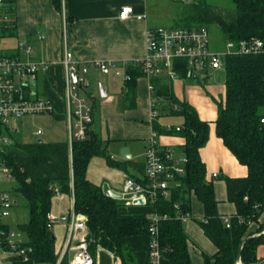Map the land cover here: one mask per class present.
I'll return each mask as SVG.
<instances>
[{
	"label": "trees",
	"instance_id": "trees-1",
	"mask_svg": "<svg viewBox=\"0 0 264 264\" xmlns=\"http://www.w3.org/2000/svg\"><path fill=\"white\" fill-rule=\"evenodd\" d=\"M13 13L15 0H7ZM233 9L227 14L216 11L204 0H195L186 7L183 17L176 26L184 28L208 27L214 25L224 41H249L256 38L262 42V51L251 55L227 56L223 60L225 91L221 102L214 100L217 117L214 121L217 137L234 155L238 163L248 170L246 177L223 179L227 200L234 204L235 215L225 226L218 215L214 185L206 180V170L198 151L207 142L209 125L199 119L197 111L186 101L174 96L171 82L165 77L152 78L155 108L163 115L180 117L181 130L168 131L156 121L151 127L157 135L176 134L185 143L181 154L186 156L185 174L171 185L168 197L158 194L153 204V214L161 219L157 224V244L160 255L172 264H191L181 215L190 218L189 194L193 193L203 204L204 220H196L206 238L216 246L212 256L202 254L204 264H259L257 249L264 246V0H229ZM54 8L61 11V0H53ZM175 71L181 79H186L187 66L184 60L174 61ZM129 80L125 83V93L119 102V110L133 109L136 103V80L143 77L142 71L127 65ZM199 81V80H197ZM206 81L199 82L204 85ZM90 99L91 95L86 93ZM94 103V102H93ZM95 105L91 102L92 118ZM89 125L87 139L55 143L36 140L23 143L14 135L13 143L2 154V161L10 169L14 178L12 191L27 205V222L16 227L28 238L33 250L30 264H55L59 254L54 249V237L47 227V215L51 210V199L56 194H66L73 198V212L85 218L87 227V253L93 260L98 247L110 251L122 264H135L134 255L126 239L130 236L149 235L152 218H119L121 200L103 195V188L86 176L92 157L105 158L109 167L127 172L131 179L145 185L143 177L131 175L128 168L143 174L139 163L115 161L110 157L107 141H102ZM202 136L203 143L198 138ZM178 205V208H175ZM251 224H257L250 231ZM60 264H67L64 256Z\"/></svg>",
	"mask_w": 264,
	"mask_h": 264
},
{
	"label": "crops",
	"instance_id": "crops-1",
	"mask_svg": "<svg viewBox=\"0 0 264 264\" xmlns=\"http://www.w3.org/2000/svg\"><path fill=\"white\" fill-rule=\"evenodd\" d=\"M152 0H61V11L54 8L53 0H15L11 19L13 27L9 30L12 37V46L19 39L29 40L33 46V55L47 63V68L42 71L36 80V90L40 97L47 98L53 103L52 116L57 122H61L66 131L64 94V69L61 63L63 58V18L68 27L67 39L70 51L87 72L85 77L89 87L86 93L91 95V102L95 105V118L91 128L107 141V149L111 158L115 161L139 163L144 167L145 152L156 133L151 123L156 121L159 126L178 127L182 124L180 117L163 115L152 120V97L148 88V79L139 77L136 82V103L133 109L119 110V102L125 93V81L122 76H115L113 71L104 74L95 68L96 63H113L115 65H131L142 60L145 55V32L148 27L156 28L158 22L152 19ZM132 7L136 15H144V20H137L134 16L128 19H120L119 13L122 7ZM39 39V37H41ZM7 42V41H6ZM220 71L209 72L202 86L194 79H177L171 83V89L180 101H186L194 107L201 121L208 123L209 132L207 142L198 151L206 170V180L214 185L215 200H217V212L223 219L235 215V206L227 200L225 177H246L248 170L238 163L234 155L223 145L215 132L214 121L217 117L216 104L224 97L225 86L211 85L208 82L214 80L215 74ZM209 80V81H208ZM208 81V82H207ZM100 89L104 96L101 97ZM94 102V103H93ZM45 133V130H43ZM157 134V133H156ZM61 141V140H60ZM67 141V139H66ZM160 148L173 149L178 156L184 139L176 134H163L155 137ZM55 143V142H50ZM127 147L131 159H123L120 151ZM131 175L144 177L135 169L128 168ZM86 176L88 181L101 186L107 184L108 188L120 193L126 178L131 176L122 170L111 168L105 158L92 157L89 161ZM217 174V177H213ZM190 218L183 222V229L187 234L188 253L191 264H204L202 254L212 256L217 248L204 235L203 230L196 220H204L203 204L193 194H189ZM122 205L118 208L119 218H151L153 208L150 205H128L120 199ZM119 200V201H120ZM50 213L57 217L58 221L51 228L54 237V249L61 255L67 240V227L73 210V198L66 194H56L51 199ZM264 222V213L260 218ZM257 224H251L250 231L256 230ZM86 233H80L77 240L81 241ZM87 239V238H86ZM134 255L135 264H152L150 256V236L136 235L126 239ZM257 249V259L258 251ZM73 251L66 255L68 259ZM157 264H172L168 259L160 256ZM261 261V260H260ZM95 264H122L119 258L110 251L98 247L94 254ZM260 264V262H259Z\"/></svg>",
	"mask_w": 264,
	"mask_h": 264
},
{
	"label": "built area",
	"instance_id": "built-area-1",
	"mask_svg": "<svg viewBox=\"0 0 264 264\" xmlns=\"http://www.w3.org/2000/svg\"><path fill=\"white\" fill-rule=\"evenodd\" d=\"M183 1V0H182ZM7 0H0V264H30L33 250L28 245V238L16 226H13L10 218L16 209V200L12 191L14 178L10 169L2 161V154L13 143V136L17 130L19 120L31 115H45L53 113V103L47 98L37 94V76L47 68V63L33 55V46L29 40L19 39L14 45L8 46L5 41L11 40L9 30L13 27L11 13ZM134 16L137 20H144V15H136L130 6L122 7L119 18L128 19ZM63 58L61 63L64 69V94L65 102V123L67 132V143L84 141L87 139L89 125L93 118L91 113V102L86 97V89L89 84L85 74L87 67L82 65L74 57L68 46V27L66 19L63 18ZM145 57L131 63V66L138 67L143 77L148 79L150 95L152 97L154 87L150 80L152 78L165 77L171 83L179 79L175 71L174 61L182 59L187 66L186 79L201 80L206 78L209 72L224 70L223 60L227 56L251 55L262 51V42L256 38L249 41H223L221 48H212V37L206 27L184 28V27H148L145 32ZM39 37V39H41ZM3 45V46H2ZM127 64L121 66L113 63L100 62L94 65L104 74L111 71L115 76H122L126 82L129 76L126 74ZM154 98L151 103V116L155 120L160 112L155 108ZM264 123V120H261ZM168 131L181 130V126L165 127ZM44 135V131L36 129L34 136L37 138ZM156 133H153L145 152L144 180L142 185L131 178H126L123 183L121 194L136 195L140 192L143 196H136L135 199H142L144 205L154 203L158 194L168 197L171 185L176 184V179L185 174L184 167L187 158L179 155L171 148H160L155 142ZM217 177V174H213ZM4 185H10L9 188ZM135 199L124 200L128 205L134 204ZM178 208V205H175ZM168 216H151V226L148 229L150 236V256L152 264H157L161 256L157 244V224L161 219ZM185 221L187 216L181 215ZM47 227L51 230L58 221L51 213L47 215ZM229 218L224 219L225 226H228ZM80 233H86L87 227L85 218L78 214H72L67 227V240L63 247L62 254L55 264H60L62 258L69 252L74 254L68 259L67 264H85L84 254L86 247H77L78 242H86V238L77 240ZM260 234H264V230ZM90 263L93 260L89 256ZM33 264V263H32Z\"/></svg>",
	"mask_w": 264,
	"mask_h": 264
},
{
	"label": "rangeland",
	"instance_id": "rangeland-1",
	"mask_svg": "<svg viewBox=\"0 0 264 264\" xmlns=\"http://www.w3.org/2000/svg\"><path fill=\"white\" fill-rule=\"evenodd\" d=\"M209 5L223 14H227L229 11L233 9V5H231L229 0H204ZM154 5H152L151 16L152 19L158 22L157 25H162L165 27H180L176 26L179 23V18L183 17L186 12V7L195 2V0H152ZM209 34L212 37V48L218 49L221 48L223 44V36L220 35L219 30L216 26L210 25L208 27ZM10 43V41H5L4 44ZM3 46V45H2ZM225 73L222 71L220 73H216L214 80L207 81L211 85L225 86ZM217 101V100H216ZM222 98L217 101L221 102ZM18 132L15 133L16 138L23 142L29 143L36 140L34 133L36 129L45 130L43 136L37 138L42 140V142H59L66 141V131L61 122H57L53 119L52 116L49 115H31L27 118L19 120L17 123ZM9 188L10 185H4ZM16 200V209L14 210L13 216L10 218L13 226L17 224H22L27 222L28 218V210L27 205H25L24 200L19 196H15ZM81 216V215H79ZM84 218L83 216H81ZM258 259L260 264H264V247L260 248L258 251ZM261 260V261H260Z\"/></svg>",
	"mask_w": 264,
	"mask_h": 264
},
{
	"label": "water",
	"instance_id": "water-1",
	"mask_svg": "<svg viewBox=\"0 0 264 264\" xmlns=\"http://www.w3.org/2000/svg\"><path fill=\"white\" fill-rule=\"evenodd\" d=\"M100 94H101V97L104 96V93H103L102 89H100ZM198 140H199V143H203V142H204V140H202V136H200V137L198 138ZM37 143H38V144H42L43 142H42V140L38 139V140H37ZM120 156H121V158L126 159V160H127V159H131L127 147H123V148L121 149V151H120ZM102 188H103V195H104V196H107V197H110V198H113V199H116V200H120V199H123V200H129V199H135L136 196H140V197L143 196V193H142V192H140V193H138V194H136V195H133V194H126V195H123V194H121V193L115 192V191H113L112 189L108 188V186H107L106 183L102 185ZM133 202H134V205H135V204H140V205H143V204H144V202L142 201V199H135ZM245 240H246V239H243V240L241 241V247H242V245H243L242 243H244ZM86 246H87V243H86V242H78L77 245H76V248H77V247L81 248V247H86ZM241 247H240L239 252H238V255H237V259H238V261H237L236 264H241V263H240V260H239V256H240V252H241ZM84 257H85V259H87V261H86L85 264H91V263H90V259H89V254H88V253H85V254H84Z\"/></svg>",
	"mask_w": 264,
	"mask_h": 264
}]
</instances>
